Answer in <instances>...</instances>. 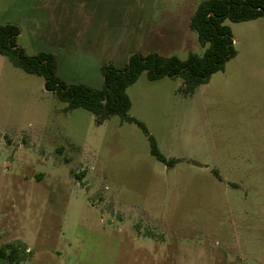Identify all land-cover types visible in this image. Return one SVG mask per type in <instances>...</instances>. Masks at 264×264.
Returning <instances> with one entry per match:
<instances>
[{"label":"rangeland","instance_id":"374dc122","mask_svg":"<svg viewBox=\"0 0 264 264\" xmlns=\"http://www.w3.org/2000/svg\"><path fill=\"white\" fill-rule=\"evenodd\" d=\"M202 1L0 0V26L95 89L103 73L76 56L78 26L108 37L119 69L134 53L186 60L206 49L189 26ZM226 24L237 55L193 95L146 73L127 90L172 167L138 125L67 110L0 55V249L17 250L0 264H264V18Z\"/></svg>","mask_w":264,"mask_h":264},{"label":"trees","instance_id":"16d2710c","mask_svg":"<svg viewBox=\"0 0 264 264\" xmlns=\"http://www.w3.org/2000/svg\"><path fill=\"white\" fill-rule=\"evenodd\" d=\"M260 18H264V0H204L190 20V28L196 31L199 42L206 48L202 55L190 53L186 60H181L176 56L157 53H134L122 69L112 64L103 66L102 89L67 84L58 76V63L51 53L26 55L17 43L21 29L16 24L0 26V55L7 57L14 66L26 73L43 77L46 91L65 102L67 110H87L96 116L98 125L113 116L138 125L148 137L152 156L172 167L180 161L168 160L146 126L129 116L132 102L127 93L128 88L146 73L150 81L181 78L184 85L182 93L185 96L193 95L214 74L223 71L226 64L237 55L232 31L226 22L240 23ZM16 254L14 248L10 254L4 248L0 249V258L9 263H16Z\"/></svg>","mask_w":264,"mask_h":264},{"label":"crops","instance_id":"0c3cea01","mask_svg":"<svg viewBox=\"0 0 264 264\" xmlns=\"http://www.w3.org/2000/svg\"><path fill=\"white\" fill-rule=\"evenodd\" d=\"M189 26H190V23H189ZM87 28H94V27L89 26ZM87 28H85V27L82 28V27L78 26V33L74 37V39H75L74 42H77L76 44H74V47L78 48L77 50H75L76 56H81V55L85 54V55L91 57L92 60L98 65L99 72L102 74L103 66L109 65L112 63L114 64V62L116 61V59H114L113 55H112L113 47L115 49V46H113L114 44L113 45L111 44V42L108 40V37H106L105 34H101L100 32H96L95 29H87ZM91 31H93L94 34H92ZM88 32H90V34H88ZM67 37H70V36L68 35ZM109 37H111V36H109ZM75 51L73 50V48H70L69 54L71 56H74ZM56 52H53V53L45 52V53H51L56 57V60L58 63V70H59L60 59L58 57L59 53L58 52L56 53ZM62 57H63L62 58L63 60H68V55L65 54L64 52H63ZM58 74H59V71H58ZM102 77H103V75H102ZM60 78H61V76H60ZM64 78H66V77H64ZM72 80L73 79H68V81L74 82ZM102 87H103V84L99 85L95 89H102ZM183 87H184V85H182L181 90L183 89Z\"/></svg>","mask_w":264,"mask_h":264}]
</instances>
